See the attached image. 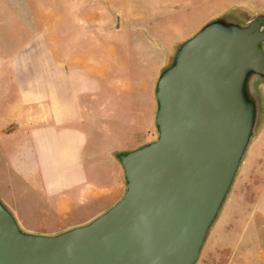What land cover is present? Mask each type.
<instances>
[{
    "label": "water",
    "instance_id": "obj_1",
    "mask_svg": "<svg viewBox=\"0 0 264 264\" xmlns=\"http://www.w3.org/2000/svg\"><path fill=\"white\" fill-rule=\"evenodd\" d=\"M179 43L156 86L158 137L118 151L124 195L56 234L23 230L0 198V264H197L261 127L264 12Z\"/></svg>",
    "mask_w": 264,
    "mask_h": 264
},
{
    "label": "rangeland",
    "instance_id": "obj_2",
    "mask_svg": "<svg viewBox=\"0 0 264 264\" xmlns=\"http://www.w3.org/2000/svg\"><path fill=\"white\" fill-rule=\"evenodd\" d=\"M263 12L264 0H0V117L10 119L20 113L16 109L22 105L17 71L27 65L37 68L42 56L56 53L68 59L87 49L91 54L93 47L95 76L100 71L105 74L94 81H104L111 106L125 100L126 113H136L144 144L159 135L156 86L162 69L174 58L176 46L213 19L223 16L227 20L229 16L235 19L229 22L243 25ZM255 97L263 116L256 138L264 131V90H257ZM102 100L108 101L105 96ZM110 142L124 144L128 139L115 132ZM10 145L0 151V198L23 230L51 235L68 224L72 227L91 220L92 211L87 210L67 222L44 215L33 185L12 169L18 151L11 152ZM257 148L256 140L225 207L239 192L253 199L257 186L264 183V171L260 166L253 168ZM225 207L197 264H229L231 251L219 247L216 237L222 217L230 209Z\"/></svg>",
    "mask_w": 264,
    "mask_h": 264
},
{
    "label": "crops",
    "instance_id": "obj_3",
    "mask_svg": "<svg viewBox=\"0 0 264 264\" xmlns=\"http://www.w3.org/2000/svg\"><path fill=\"white\" fill-rule=\"evenodd\" d=\"M93 56L92 47L91 54L87 49L67 59L54 53L40 57L37 68L23 67L16 73L20 113L0 117V151L9 143L11 152L18 151L12 169L33 185L41 212L59 222L84 210L92 219L115 204L127 183L116 153L143 144L136 113H126L120 95L121 103L111 106L104 81H94L105 74L95 76ZM115 132L128 142L112 144ZM256 140L253 168L264 171V131ZM256 189L253 199L239 192L225 207L230 209L216 237L231 251L229 264H264V183Z\"/></svg>",
    "mask_w": 264,
    "mask_h": 264
}]
</instances>
